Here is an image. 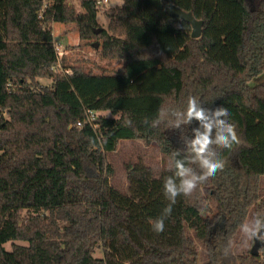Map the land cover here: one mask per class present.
I'll use <instances>...</instances> for the list:
<instances>
[{
	"label": "trees",
	"instance_id": "trees-1",
	"mask_svg": "<svg viewBox=\"0 0 264 264\" xmlns=\"http://www.w3.org/2000/svg\"><path fill=\"white\" fill-rule=\"evenodd\" d=\"M167 1L204 21L200 37ZM100 9L97 0H0V264H264V247L235 248L249 209L264 211V81L251 83L264 71V0H123L104 9L107 27ZM53 22L101 39L102 55L122 67L58 70ZM189 95L226 107L240 143L218 150L224 170L178 197L156 234L171 173L139 159L123 191L109 180L107 153L123 139L155 142L168 159L183 150L197 122L182 132L142 121L185 108ZM88 137L106 142L93 149Z\"/></svg>",
	"mask_w": 264,
	"mask_h": 264
},
{
	"label": "clouds",
	"instance_id": "clouds-1",
	"mask_svg": "<svg viewBox=\"0 0 264 264\" xmlns=\"http://www.w3.org/2000/svg\"><path fill=\"white\" fill-rule=\"evenodd\" d=\"M230 112L224 106L214 109L204 107L197 97L189 95L186 107H160L155 118L143 119V123L151 128L167 124L169 129L183 132L185 126L194 121L198 126L192 128V135H182L183 150H174L167 162V171L171 173L163 180V195L168 201L161 215L151 221L152 231L160 234L165 229V220L171 215L178 197H190L198 186L213 178L226 166L218 150H231L239 145L240 138L235 124L230 119ZM131 126L132 121H125ZM71 128V126H69ZM93 149H98L103 142L98 138L88 137ZM203 211V209H201ZM244 242L258 239L264 241V211L256 212L250 219L240 225ZM231 243L224 249V255L231 252Z\"/></svg>",
	"mask_w": 264,
	"mask_h": 264
},
{
	"label": "rangeland",
	"instance_id": "rangeland-1",
	"mask_svg": "<svg viewBox=\"0 0 264 264\" xmlns=\"http://www.w3.org/2000/svg\"><path fill=\"white\" fill-rule=\"evenodd\" d=\"M69 2H74L77 6L79 5V0H69ZM122 2L123 0H110L109 3L101 7L97 17L102 26L107 27L109 23L108 17L104 14V9L121 4ZM51 25L56 49L59 53L58 70L65 71V67L76 64L93 73H115L122 67V59L107 58L102 55L101 39H93L90 42L82 40L80 38L79 27L76 23L53 22ZM95 43H98V46ZM39 79L45 84L52 83V78ZM260 81H264V71L255 76L251 83ZM102 113L110 114L108 111H103ZM107 159L109 163V180L112 185L123 191H128L129 188L127 168L129 164L141 159L152 167L155 174L159 175L167 167L168 162V158L161 152L155 142L148 143L141 139L121 140L115 151L107 153ZM261 185L264 194V177ZM254 214L255 209L251 207L246 220L250 219ZM15 243L27 244L26 241L21 240H16ZM253 243V241L245 243L242 233L239 232L236 237L235 248L236 250L245 251L251 249ZM12 246V242L6 243L7 248L11 249ZM100 253L101 251L97 249L96 254L99 255Z\"/></svg>",
	"mask_w": 264,
	"mask_h": 264
},
{
	"label": "water",
	"instance_id": "water-1",
	"mask_svg": "<svg viewBox=\"0 0 264 264\" xmlns=\"http://www.w3.org/2000/svg\"><path fill=\"white\" fill-rule=\"evenodd\" d=\"M165 7L167 12L171 16H178L187 22H189L192 25V32L191 35L194 38H198L202 34V26L204 21L201 19L196 18L192 12L190 11H185L181 7L173 4L170 1H167L165 3ZM96 46H98V43H95ZM264 247V241H260L258 239H254L253 246L251 248V253L252 254H259L260 253V248Z\"/></svg>",
	"mask_w": 264,
	"mask_h": 264
},
{
	"label": "built area",
	"instance_id": "built-area-1",
	"mask_svg": "<svg viewBox=\"0 0 264 264\" xmlns=\"http://www.w3.org/2000/svg\"><path fill=\"white\" fill-rule=\"evenodd\" d=\"M109 2H110V0H97V5L99 7H103ZM66 72L70 73V70L67 69ZM86 113H87L86 121H88V122L92 123L94 126H96L95 122L99 116V113L97 111L91 110V109H88ZM82 123H83V121H78L79 125H81Z\"/></svg>",
	"mask_w": 264,
	"mask_h": 264
}]
</instances>
